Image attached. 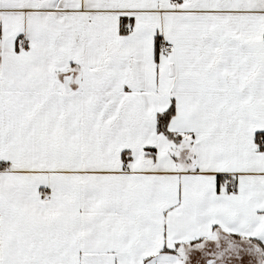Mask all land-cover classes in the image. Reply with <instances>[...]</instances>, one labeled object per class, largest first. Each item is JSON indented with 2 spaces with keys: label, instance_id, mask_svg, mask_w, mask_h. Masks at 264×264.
Masks as SVG:
<instances>
[{
  "label": "snow or ice",
  "instance_id": "1",
  "mask_svg": "<svg viewBox=\"0 0 264 264\" xmlns=\"http://www.w3.org/2000/svg\"><path fill=\"white\" fill-rule=\"evenodd\" d=\"M0 264H264V0H0Z\"/></svg>",
  "mask_w": 264,
  "mask_h": 264
}]
</instances>
